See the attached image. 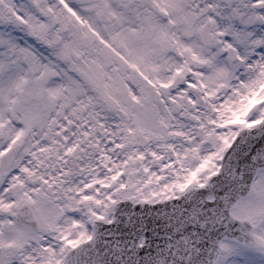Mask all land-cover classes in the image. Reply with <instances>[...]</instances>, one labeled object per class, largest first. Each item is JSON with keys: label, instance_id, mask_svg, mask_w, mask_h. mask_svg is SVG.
<instances>
[{"label": "snow or ice", "instance_id": "1", "mask_svg": "<svg viewBox=\"0 0 264 264\" xmlns=\"http://www.w3.org/2000/svg\"><path fill=\"white\" fill-rule=\"evenodd\" d=\"M0 264H264V0H0Z\"/></svg>", "mask_w": 264, "mask_h": 264}]
</instances>
